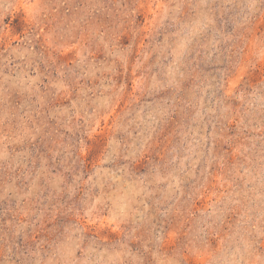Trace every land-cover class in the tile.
I'll return each mask as SVG.
<instances>
[{"label": "rangeland", "instance_id": "obj_1", "mask_svg": "<svg viewBox=\"0 0 264 264\" xmlns=\"http://www.w3.org/2000/svg\"><path fill=\"white\" fill-rule=\"evenodd\" d=\"M0 264H264V0H0Z\"/></svg>", "mask_w": 264, "mask_h": 264}]
</instances>
